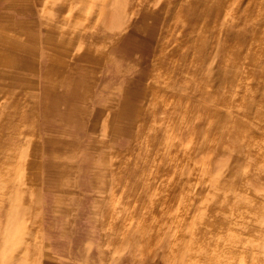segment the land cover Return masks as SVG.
Masks as SVG:
<instances>
[{"label":"rangeland","instance_id":"rangeland-1","mask_svg":"<svg viewBox=\"0 0 264 264\" xmlns=\"http://www.w3.org/2000/svg\"><path fill=\"white\" fill-rule=\"evenodd\" d=\"M0 264H264V0H0Z\"/></svg>","mask_w":264,"mask_h":264},{"label":"crops","instance_id":"crops-1","mask_svg":"<svg viewBox=\"0 0 264 264\" xmlns=\"http://www.w3.org/2000/svg\"><path fill=\"white\" fill-rule=\"evenodd\" d=\"M69 63H70V62H69V61H67V64H68V65H69Z\"/></svg>","mask_w":264,"mask_h":264}]
</instances>
